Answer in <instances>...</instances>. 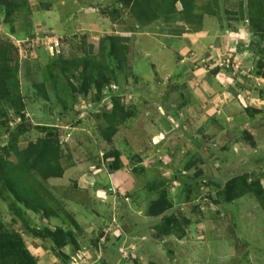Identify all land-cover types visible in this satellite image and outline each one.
Wrapping results in <instances>:
<instances>
[{
	"label": "rangeland",
	"instance_id": "1",
	"mask_svg": "<svg viewBox=\"0 0 264 264\" xmlns=\"http://www.w3.org/2000/svg\"><path fill=\"white\" fill-rule=\"evenodd\" d=\"M121 1L0 0V37L14 45L11 57L13 62L17 57L26 104L28 126H23L17 147L53 134L51 140L64 156L63 177L42 182L49 196L41 194L58 216L46 221L22 205L15 204V209L31 227L71 230L78 251L67 246L66 258L59 259L52 254L49 239L27 236L25 246L38 264H118L121 252L131 256L133 264H264V209L252 194L219 202V188L228 178L259 180L264 188V62L257 61L249 47L257 39H251L247 26L206 16L199 28L186 24L178 14L138 27L127 12L118 16ZM244 2L220 0L219 11L237 10ZM107 35L127 37L123 71L107 58V51L91 57L106 74L94 81L81 80L70 68L61 70L63 60L83 56L84 42L96 51L98 41ZM16 45L29 47L19 51ZM260 47L264 49V39ZM226 55L235 60L236 69L214 68ZM39 83L45 86L47 101L34 88ZM112 83L126 94L124 108L131 117L117 124L108 144L99 133L105 127L102 115L110 109V99H101L100 105L97 101L99 88ZM175 99L179 113L187 106L186 116L166 113L164 105ZM92 103L96 111L90 114ZM81 109L87 110V118L78 115ZM98 111L102 113L94 116ZM10 112L0 107L1 127L7 122L15 125ZM156 115L164 125L178 128L160 143L155 136ZM9 136V131L0 136V149L13 144L7 141ZM114 148L120 155L118 170L112 169L113 159L107 156ZM118 171L132 174L135 187L129 195L122 189L124 181L118 179L110 201H103L104 192L101 200L95 199L94 182H104L108 173L119 178ZM161 196L171 204L166 214L178 217L183 231L155 234L161 217H149L147 209ZM10 201L0 200V220L9 230L20 225ZM56 202L81 230L70 226ZM87 224L94 228L91 234ZM114 244L118 252H110Z\"/></svg>",
	"mask_w": 264,
	"mask_h": 264
},
{
	"label": "trees",
	"instance_id": "2",
	"mask_svg": "<svg viewBox=\"0 0 264 264\" xmlns=\"http://www.w3.org/2000/svg\"><path fill=\"white\" fill-rule=\"evenodd\" d=\"M198 1L127 0V3L124 4L122 0L123 5L118 11V16L120 17L123 12H127L138 27L149 25L162 17H169L175 14H178L186 24L193 28H199L200 23L205 18L207 20H219L224 17L227 23L228 21L242 23L247 20L251 39H257V42H251L249 47L258 56L257 61L264 62V49L260 47L264 39V0H245V5H238L236 7L237 10L230 11L226 9L219 11L220 0H204L202 5H199ZM177 4L180 6L179 9L176 8ZM113 13H116V11H113ZM126 40L127 37L120 35L104 36L98 41L96 51L92 44L84 42L81 49L83 56L77 59L63 60L61 70L65 73L66 69L70 68L76 72L81 80L85 81L89 79V81H94L97 76H106V74L100 69V63L92 60L91 57L93 54L107 51V58H113L118 64V70L123 71L127 58ZM13 50L14 45L7 43L0 37V107L3 106L8 111H11L12 119L18 115L21 118V123L14 126H8V122L4 127L0 126V136L5 135L9 131L10 136L9 138L7 137V141L10 140L13 143L10 147L0 149V200H11L9 203L10 209L20 220V225L10 230L6 229L0 220V264H38L29 247L25 246L24 236L31 237L32 239L38 238L39 240L49 239L51 241L50 250L59 259L66 258V254L63 251L65 247L70 246L75 251H78V247L71 230H65L63 227L57 226L52 229L42 225L40 227H31L24 219L21 211L15 209V204L22 205L25 211L38 214L46 221L51 217L58 216L57 212L47 202L46 196H49L47 195L49 192L42 182L48 179H60L63 177L64 168L61 165V159L64 156L57 142L51 140L54 137L53 134H51L52 136L48 135L47 139L29 142L21 149L17 147L16 141L18 136L24 132V128L28 125L25 123L24 115L20 114L26 104L24 97L21 95L17 77V57L15 56V62H13L11 57ZM217 70L215 69L214 72ZM69 83L74 91L73 83ZM34 88L37 90L38 95L47 101L48 93L45 86L39 83ZM124 95V91L120 89L110 92L108 95L111 106L102 115L105 127H103V130L101 129V134L99 133L100 138H103L108 144L112 142V136L117 131L116 127L128 117H131L124 108L126 104L124 102ZM98 96L97 102L100 105L101 99L104 98L100 88ZM94 111L96 110L93 106L89 110V113L92 114ZM99 113L101 114L102 111H98L94 116H97ZM15 131H17L16 135ZM56 132L55 135H59L58 131ZM107 156L113 159L111 165L113 170L121 168L120 155L115 148ZM11 157L14 160H10ZM94 187L97 188V183H95ZM219 190V202L221 204L233 202L246 194H252L258 204L264 209V188L260 185L259 180L248 183L246 178H228V180L222 183ZM41 192L46 194V196H43ZM56 204L60 207L58 202ZM170 207V201L166 197L161 196L152 202L147 209L149 217H161L154 227L155 234L159 237L171 233L174 234L178 232L177 229L180 230L178 228V217L176 218L173 214H166V210ZM61 210L67 217L70 226L78 231L81 230V226L76 220L67 214L63 208ZM14 224H16V220L12 219V226L16 227ZM102 232L106 234L105 230ZM36 245V243H33L32 248L37 249ZM112 247L114 248V252H116L118 245L114 244ZM119 254L118 264H133L131 256L125 255L122 252ZM148 264L156 263L149 262Z\"/></svg>",
	"mask_w": 264,
	"mask_h": 264
},
{
	"label": "crops",
	"instance_id": "3",
	"mask_svg": "<svg viewBox=\"0 0 264 264\" xmlns=\"http://www.w3.org/2000/svg\"><path fill=\"white\" fill-rule=\"evenodd\" d=\"M234 10V9H233ZM224 18V17H223ZM225 21V20H224ZM226 22V21H225ZM230 23H232V24H237V25H244V28H245V26H247L246 24H247V21L245 20L244 22H242V23H239V22H230ZM218 26V25H217ZM234 32H237V30L236 31H234ZM240 32H238V33H234L235 35L237 34H239ZM247 33H249V29H248V26H247ZM250 34V33H249ZM241 39V43H243V40L244 41H247V39H243V38H240ZM192 44V43H191ZM244 44V43H243ZM240 47H242L241 45H240ZM193 48H194V45H193ZM241 49V48H240ZM194 51H197V49H195L194 48ZM160 63H162L161 61H159ZM263 70V69H262ZM242 77V76H241ZM240 77V78H241ZM231 85H232V83H231ZM239 86H246V84L245 83H239ZM239 88H241V87H239ZM188 90V89H187ZM158 97H162V96H158ZM153 99L154 100H156V102L155 103H160V102H158L157 101V99L156 98H154L153 97ZM164 102V101H163ZM161 104H163V103H161ZM178 104V105H177ZM179 102L178 101H176V99L175 100H172L171 102H169L168 103V105L166 106V105H164L165 107V110H166V113H168V112H170L171 114H169L170 116H172V113L175 115V117L176 118H182V112L185 114L184 116H186L187 115V106L185 105V108H183L181 111H180V113H179V110H180V107H179ZM165 113V112H164ZM164 113L163 114H161V116H163L164 115ZM155 118V124H156V130H157V134L155 133V136H158V137H156V138H160L159 140H158V143H160L161 142V140H165V138L168 136V135H170V133L172 132V131H174V130H178V128L177 129H175L173 126H172V124H171V126L169 125V127H168V124L167 125H164L161 121H158V116L156 115V117H154ZM180 120V119H179ZM167 121V120H166ZM185 126V124L184 125H182L181 127L182 128H185L184 127ZM186 130V129H185ZM180 132H182V130H180ZM185 133H187V131H184ZM181 136H182V134H181ZM181 136H179V138H181ZM113 174V173H112ZM117 175H119V178H118V176L116 177V179H114L113 178V175H111V174H107L106 175V180L104 181V182H99V181H97V182H95V183H97V188H95L94 186H95V184L93 185V189H95V190H91L92 191V193H93V196H94V198L95 199H99L100 197H98L99 195H101L102 194V192H104L105 193V199L103 200V201H110L111 200V198L114 196V194L116 193L115 191H117L116 190V188H118V181L119 180H123L124 182H123V184H122V189L123 190H125L127 193L125 194L126 196L127 195H129L128 194V192H130L132 189H133V187H135L134 186V180L132 179V174L130 175L129 173H122V172H117L116 173ZM93 176L95 177V174H93ZM80 175L78 176V182H76V183H79L80 181H79V179H80ZM82 179H83V177H82ZM81 179V180H82ZM119 179V180H118ZM73 183H75V181H73ZM126 185H128V188L126 189H124V187L126 186ZM99 194V195H98ZM116 195V194H115ZM119 196H123V195H119ZM130 197V196H129ZM101 200V199H100ZM99 215V213H97V216ZM100 216V215H99ZM89 224V223H88ZM87 224V229L89 230L88 231V234H91L92 233V231H93V227H90L89 225ZM91 231V232H90ZM83 232V231H82ZM82 232H80L79 234H81ZM112 251H114V248L112 249L111 248V250H110V252H112Z\"/></svg>",
	"mask_w": 264,
	"mask_h": 264
},
{
	"label": "built area",
	"instance_id": "4",
	"mask_svg": "<svg viewBox=\"0 0 264 264\" xmlns=\"http://www.w3.org/2000/svg\"><path fill=\"white\" fill-rule=\"evenodd\" d=\"M38 39V38H37ZM38 44V43H36ZM57 45V44H56ZM17 46V49H19V51L21 50V48H25L24 50H26V48H28L29 46L26 45V47H24L23 45H16ZM232 64H234V67H236L235 65V60L234 59H231V55H226L225 57L222 58V61L218 63L219 66H225V67H228V66H232ZM118 90V86L115 85V84H110L108 86H106L102 92V94L104 95V98L103 100L106 98H109V93L110 92H114ZM87 110L86 109H81L79 110V115L80 114H83V116H85L87 113ZM18 120H16L15 122H17ZM76 257H79L78 254H75Z\"/></svg>",
	"mask_w": 264,
	"mask_h": 264
},
{
	"label": "clouds",
	"instance_id": "5",
	"mask_svg": "<svg viewBox=\"0 0 264 264\" xmlns=\"http://www.w3.org/2000/svg\"><path fill=\"white\" fill-rule=\"evenodd\" d=\"M246 21H247V20H246ZM246 42H247V41H244V40H243V43H244V44H247ZM224 57H225V56H224ZM231 59H233L232 56H231ZM218 63H219V62H218ZM218 63H215V64H214V68H218V67H219V70L225 68V66H219ZM228 67H229V66H228ZM230 67L233 68L234 70L236 69V67H234V64H232V66H230ZM233 69H232V70H233ZM263 71H264V63H263ZM112 84H113V83H112ZM109 85H110V84H109ZM115 85H116V84H115ZM107 86H108V85H107ZM117 86H118V85H117ZM105 87H106V86H105ZM105 87H104V88H105ZM118 89H120L119 86H118ZM103 90H104V89H103ZM103 90H102V92H103ZM102 95H103V94H102ZM125 95H126V94H125ZM127 96H130V95H127ZM102 100H103V98H102ZM93 106H94V105H93V103H92V104L90 105L89 110H90ZM88 113H89V112H88ZM20 114H23V115H24L25 122H27V119H26L27 116H26V113H25V109H24ZM78 115H79V113H78ZM87 117H88V114H86V115L83 116L82 118H87ZM16 120H18V121L15 122ZM20 120H21L20 115H18V116H16L12 121H13V122L15 123V125H16V124H18V123H21ZM27 123H28V122H27ZM94 184H95V182H94ZM102 194H103V192H102ZM98 195H99V194H98ZM98 197H100V195H99ZM100 199H101V197H100Z\"/></svg>",
	"mask_w": 264,
	"mask_h": 264
}]
</instances>
